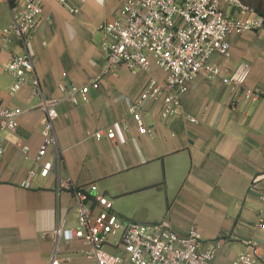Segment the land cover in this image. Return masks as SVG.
<instances>
[{
    "label": "crops",
    "instance_id": "1",
    "mask_svg": "<svg viewBox=\"0 0 264 264\" xmlns=\"http://www.w3.org/2000/svg\"><path fill=\"white\" fill-rule=\"evenodd\" d=\"M126 0H43L44 11L28 43L41 92L32 95L30 81L15 93L14 75L0 66V100L24 111L14 132H8L0 155V264H46L54 249L50 232L58 225L76 224L73 194L61 183H96L114 202L121 218L165 221L181 235L196 228L202 246L219 242L216 264H232L254 239L264 249V226L259 227L264 189V95L235 100L221 77L203 73L188 83L180 112L169 119L161 105L147 103L144 119L151 132L140 133L129 107L149 79H164L162 68L131 71L119 65L88 101L61 100L55 122L57 141L42 160H55L46 177L36 175L32 187L20 182L30 168L40 169L35 157L43 145L46 114L41 97L62 98L71 85H83L104 67L100 24L122 16ZM78 9L77 12L71 10ZM227 13L239 17L237 8ZM11 21L8 3L0 0V61L26 49L4 27ZM232 53H214L211 61L234 69L251 65L246 85L264 91V27L229 35ZM194 117L196 121H190ZM115 130V140L106 129ZM104 130L101 138L94 136ZM23 145L30 148L26 152ZM253 185V186H252ZM87 244L76 239L62 250L82 260ZM264 264V262H263Z\"/></svg>",
    "mask_w": 264,
    "mask_h": 264
},
{
    "label": "built area",
    "instance_id": "2",
    "mask_svg": "<svg viewBox=\"0 0 264 264\" xmlns=\"http://www.w3.org/2000/svg\"><path fill=\"white\" fill-rule=\"evenodd\" d=\"M5 1L10 8L11 21L3 33L16 37L26 49L13 54L8 61H0V66L15 77L11 94L30 81L32 95H37L41 92L40 79L35 72L28 43L43 14V0ZM227 7L237 8L239 17L229 15ZM71 10L78 11L72 7ZM263 27L264 18L243 0H126L121 17L100 24L105 34L102 41L105 61L101 73L86 84L71 85L62 98L41 97L40 106L46 119L42 130L43 145L35 157L40 169L30 168L20 186L32 187L34 177L48 176L61 158L63 151L58 150L56 161L42 160L49 144L57 141L58 102L68 100L77 104L80 100L88 101L90 89L98 88L102 77L108 73L115 74L121 64L137 71L148 70L154 63L165 72L164 79L152 76L140 97L129 107L142 134L152 130L144 119L147 103L160 104L164 119L176 116L180 112L181 95L187 90L188 83L200 73L221 77L236 94V101L259 99L264 91L246 85L252 70L249 63L240 62L234 69H229L212 62L211 57L214 53L231 56L229 35ZM23 111L0 100V155L6 150V134L16 131ZM104 132L98 130L94 136L101 138ZM106 134L115 140L114 128H107ZM29 148L23 145L24 151ZM260 176L264 178V170ZM61 185L73 194L72 210L76 213V224L60 223L50 232L54 249L46 264H216L219 242L203 247L202 234L196 228L181 235L165 221L121 218L114 209L113 200L96 183L78 185L66 180ZM261 200L259 227L264 226V189ZM76 239L87 244V248L80 251L81 261L76 260L74 254L62 250L64 243ZM263 262L264 249L251 239L232 264Z\"/></svg>",
    "mask_w": 264,
    "mask_h": 264
},
{
    "label": "trees",
    "instance_id": "3",
    "mask_svg": "<svg viewBox=\"0 0 264 264\" xmlns=\"http://www.w3.org/2000/svg\"><path fill=\"white\" fill-rule=\"evenodd\" d=\"M243 1L264 18V0H243Z\"/></svg>",
    "mask_w": 264,
    "mask_h": 264
}]
</instances>
